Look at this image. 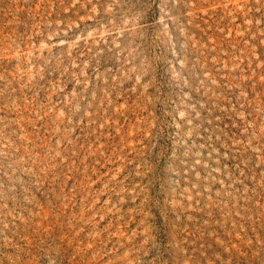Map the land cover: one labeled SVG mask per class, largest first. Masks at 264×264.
I'll use <instances>...</instances> for the list:
<instances>
[{"label": "rangeland", "instance_id": "1", "mask_svg": "<svg viewBox=\"0 0 264 264\" xmlns=\"http://www.w3.org/2000/svg\"><path fill=\"white\" fill-rule=\"evenodd\" d=\"M0 264H264V0H0Z\"/></svg>", "mask_w": 264, "mask_h": 264}]
</instances>
